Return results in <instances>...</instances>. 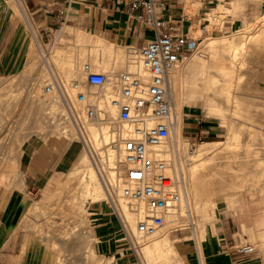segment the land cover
Segmentation results:
<instances>
[{
  "label": "rangeland",
  "instance_id": "374dc122",
  "mask_svg": "<svg viewBox=\"0 0 264 264\" xmlns=\"http://www.w3.org/2000/svg\"><path fill=\"white\" fill-rule=\"evenodd\" d=\"M8 1L21 20L24 21L27 16L33 21L24 0ZM191 4L192 18L197 22L206 17L202 24L208 29V33L202 34L199 24L191 27L200 38V45L198 51L185 57L178 67L179 69L202 59L207 62L205 76L199 73L201 67L198 65L194 76L197 84L192 86L190 77L187 78V83H183L179 95L182 110L177 108L178 101L174 96L177 115L182 120L196 121L203 131L198 138L187 139L188 135L183 136L181 130L177 139L181 148V169L186 176L187 203L191 214L184 205L181 224L168 228L167 224L164 225V233L161 231L155 236L157 238H139L129 226L127 231L124 230L119 217L121 213L115 207V197L119 200V195L111 192L107 183L108 169H117L110 164L108 151L103 143L97 146L99 149L88 144L92 158L89 151H86L98 177L91 176V170L87 166L82 165L74 171L73 166L71 172L58 184L59 189L48 190L44 196L51 202L65 199V204L38 207L33 204L30 214L38 211L37 218L40 217V222L30 228L29 243L34 249H24L30 235L26 234L20 240V249L26 250L27 263L45 264L50 257L51 264H213V236L217 235L218 229L231 236L233 242L228 243L231 248L249 244L255 248L264 246V216L262 220L252 222L236 221L229 217L240 214L244 219L245 215L252 213L264 214V0H192ZM219 5L220 8L211 10ZM38 34H43L47 49L45 58L57 59V74L62 75L64 80L68 79L64 70V58L71 59L76 70H81L85 62L92 65L96 62L94 67L97 70L110 71V68L100 65L102 59L107 57L106 50L113 55L127 56L131 53V45L110 43L86 29L67 24L58 31L52 29L49 36L44 35L43 31ZM241 41L245 43V47H240ZM28 42L29 51L24 54L20 70L0 76V167L16 164L15 155L20 151L22 141L32 134L37 133L46 138L51 135L62 136L54 117L58 108L50 102L51 95L42 93V86L45 79L48 80L50 71L46 67L42 72L46 61L38 54L31 35ZM233 47H237L238 51L236 62L247 59L246 67L251 66V70H245L238 88L237 95L242 98L240 103H234L232 98L228 102L225 96L222 100L219 92L215 94L204 86L207 79L218 72L215 61L217 58H214L230 54ZM120 71L117 68L114 72ZM31 82H35V89H29ZM220 82L218 90L224 84L223 81ZM39 83H43L41 87ZM212 97L216 101H212ZM173 138H170V143ZM65 140L68 144L77 141V147L83 148L77 137L70 136ZM196 149H201L204 154L200 153L201 156L198 154V157L193 155ZM76 172L79 173L75 174ZM119 173L120 171L118 177ZM85 174L86 180L82 181ZM8 176L9 174H0V188L6 186ZM35 198L37 196L33 200ZM120 199L126 203L121 197ZM100 203H104L108 211V218L103 223L100 217L92 213L93 207ZM126 205L130 210V205ZM190 216L194 221H189ZM236 236H244L246 240L242 244H235ZM156 241L159 244L156 245ZM182 243H195L199 256L198 250H193L188 256L180 254L176 246ZM21 261V255L0 254V264H21Z\"/></svg>",
  "mask_w": 264,
  "mask_h": 264
},
{
  "label": "built area",
  "instance_id": "2783aa9c",
  "mask_svg": "<svg viewBox=\"0 0 264 264\" xmlns=\"http://www.w3.org/2000/svg\"><path fill=\"white\" fill-rule=\"evenodd\" d=\"M93 1L115 3L130 21L151 29L153 38L143 46L130 47L135 65L131 70L107 73L85 62L82 79L74 78L67 83L51 70L42 89L51 95L50 102L58 108L54 117L62 137H77L91 158L93 154L85 137L88 125L105 126L107 133L113 135L104 147L106 151L112 145L120 148L122 168L117 189L130 205V211L138 215L136 234L147 239L157 236L164 228L166 217L188 202L179 144L169 147L170 135L177 125L170 72L197 50L200 38L191 27L199 24L202 34L208 33L207 26L202 24L206 17L197 22L193 18L192 22V0ZM69 4L70 0L49 1L55 27L46 29L44 35L65 26ZM30 32L36 48L42 50L43 34L37 35L32 28ZM89 87L107 88L108 92L89 98L84 91ZM33 88L31 82L29 89ZM187 209L191 214L189 206ZM122 226L127 231L123 219ZM254 249L250 244L237 248L242 254H250Z\"/></svg>",
  "mask_w": 264,
  "mask_h": 264
},
{
  "label": "crops",
  "instance_id": "0c3cea01",
  "mask_svg": "<svg viewBox=\"0 0 264 264\" xmlns=\"http://www.w3.org/2000/svg\"><path fill=\"white\" fill-rule=\"evenodd\" d=\"M49 1L24 0L33 21L27 16L23 21L12 10L8 0H0V76L20 70L24 54L29 51L31 28L38 34L55 27L54 14L48 9ZM191 20L194 22L193 18ZM66 24L86 29L110 43L125 46H143L153 38L151 29L130 21L115 3L110 2L96 4L93 0H70ZM181 128L183 136L188 135H185L187 139L198 138L203 132L196 121L189 119L182 120ZM63 138L56 135L46 138L34 133L23 142L20 151L15 155L16 164L0 167V174H9L12 177L8 176L6 186L0 188V254L21 255V264H35L27 263L26 250L20 249L22 247L20 240L26 234H31L30 228L40 222V217L37 218L38 211L30 214L33 204L35 203V207L65 204V199L51 202L44 197L46 191L59 189L58 184L71 172L77 158V151L73 150L77 148V141L73 142V147L70 149L68 142H65L66 138ZM34 196H37L35 200H33ZM93 208L92 213L100 217L101 223L107 220L108 211L104 203L96 204ZM263 216L264 214L261 213H252L245 215L244 219L240 214H232L229 217H233L236 221L252 222L262 220ZM30 237L27 238L24 249L27 247L34 249L29 243ZM245 240L244 236H236L234 239L235 244H242ZM229 242H233L231 236L218 229L217 235L213 236L215 246L212 253L213 264H264L263 245L254 247V251L250 254H242L237 248L229 247ZM176 248L180 254L187 256L193 250H198L195 243L194 245L178 244ZM197 253L199 256V250ZM32 257L31 255L30 258ZM51 261L49 257L45 264H51Z\"/></svg>",
  "mask_w": 264,
  "mask_h": 264
},
{
  "label": "bare ground",
  "instance_id": "6f19581e",
  "mask_svg": "<svg viewBox=\"0 0 264 264\" xmlns=\"http://www.w3.org/2000/svg\"><path fill=\"white\" fill-rule=\"evenodd\" d=\"M197 1V0H196ZM20 2V0H19ZM18 2V3H19ZM20 5V4H19ZM223 7V6H221ZM220 8V5L219 7L217 8H211L212 11H215L216 9ZM26 9V8H25ZM68 26V25H67ZM258 34V33H257ZM257 34H254V35H257ZM261 35V34H260ZM247 36V35H246ZM77 37H80L79 35H77ZM252 37V36H250ZM255 37V36H254ZM259 37V36H258ZM95 38V37H94ZM205 38V37H204ZM225 38V37H224ZM247 38V37H246ZM257 38V37H256ZM223 39V38H222ZM215 40V39H214ZM246 40V39H245ZM250 40V39H249ZM217 43V42H216ZM226 43V42H225ZM214 45V44H213ZM245 47V43L244 42H240V47ZM211 47V45H210ZM209 47V48H210ZM234 49H231L230 50V54H223L222 56L220 57H215L214 60L216 61V65L218 67V72L213 75V77H211L210 79H207V83H205L204 86L206 87H209V89H211V91H213L215 94L216 93H220L218 94L219 96L221 95L222 97V100H223V96H225V98L228 100V102H230V99L232 98L233 99V102L236 103V102H239L242 98H240V96L237 95V92H238V88L240 87V83L242 82V77L243 75L245 74V70H251L250 67L251 66H248L246 67V62H247V59H244L243 62H236L237 61V47H233ZM214 49V48H213ZM46 45H42V50H40L38 47H37V51H38V54L42 57L45 58L46 56ZM211 50V49H210ZM247 50V49H246ZM108 53H107V57L106 59L103 58L100 63L101 66L103 67H106V68H110L108 70L110 71H105L107 73H112L115 71V69H119L121 71H125V70H131L134 68V64H133V56L126 53L127 56H124V55H113L112 53H110L109 50H106ZM198 51V50H197ZM214 51V50H213ZM246 53V51H245ZM204 54V53H203ZM247 54V53H246ZM253 54V53H252ZM241 55V54H240ZM207 56V55H206ZM57 57V56H55ZM212 57V56H211ZM210 57V58H211ZM243 58L245 57L244 55L242 56ZM207 58V57H205ZM204 58V59H205ZM241 58V57H240ZM213 59V58H212ZM55 60H57L55 58ZM53 58H50L49 60L45 58V61H46V64L42 66V72L46 69L47 67V70L49 71H54L55 73H58V66H57V62L55 61ZM210 60V59H209ZM242 60V59H241ZM64 70H65V74L67 75L68 79H65V80H69L67 81V83H69L72 79L74 78H78V79H82V75H81V70H76L75 68V64L73 63V61L71 59H68V58H64ZM182 63V62H181ZM209 63V62H208ZM97 64L96 62L94 63V65ZM180 65V64H179ZM200 65L201 67V70H200V74L201 76H205L206 74V67H207V62L205 60H199L197 62H194L192 64H188L187 66H184V67H181L178 69V67L174 68L171 72H170V77H171V82H172V87H173V96H175L176 100L178 101V109L182 110V107L180 106V89L182 88L183 86V83H187V78L190 77L191 80V84L193 86L194 83H196V79L194 78L195 76V70H196V67ZM210 65V64H209ZM215 65V64H214ZM181 66V65H180ZM113 68V69H112ZM44 69V70H43ZM190 74V75H189ZM189 75V76H187ZM62 78L63 76L60 75ZM184 76L186 78H184ZM193 77V78H192ZM207 78V77H206ZM64 79V78H63ZM209 80L210 83H209ZM227 80V81H226ZM42 82L44 80H41ZM46 81V79H45ZM220 81H223V86L221 87L220 90H218V86H219V83H221ZM35 83V82H34ZM44 83V82H43ZM42 83V84H43ZM40 84V87L42 86L41 83ZM197 84V83H196ZM179 87V88H178ZM35 89V88H34ZM40 90V88H39ZM108 89L105 88V89H100V90H94L92 88H84V91L86 92L87 96L89 98H91L94 94H97V95H101L103 92L104 93H107ZM38 91V90H37ZM40 92V91H39ZM195 92V91H194ZM44 94V92H42ZM224 93V95H223ZM36 97V96H35ZM43 97V96H42ZM212 101H214L216 98L215 97H212L211 98ZM216 101V100H215ZM232 102V103H233ZM222 103V102H221ZM231 103V104H232ZM240 103V102H239ZM51 104V103H50ZM235 105V104H234ZM239 105V104H237ZM48 106V105H46ZM50 107H53L52 105ZM239 108V107H237ZM55 109V108H54ZM57 109V108H56ZM220 109V108H219ZM50 110V109H49ZM56 111V110H54ZM58 111V109H57ZM56 111V112H57ZM237 111V110H236ZM51 112V111H50ZM233 112V111H232ZM241 112V111H240ZM34 115V114H33ZM44 115V114H42ZM182 116V115H181ZM43 120V119H42ZM47 120V119H46ZM181 120L182 118L177 115V125H176V128H175V131L172 132L173 134L170 135V137H174L172 143L169 145L170 148L172 147H175L178 145V137L180 136V133H181ZM38 121V120H37ZM44 121V120H43ZM53 121V120H52ZM33 122V121H31ZM41 122V121H40ZM233 123V122H232ZM57 125V124H56ZM230 126V125H229ZM53 127V126H52ZM232 127V126H231ZM230 128V127H229ZM233 128V127H232ZM60 129V128H58ZM21 130V129H20ZM42 130V129H41ZM36 132V131H35ZM50 132V131H49ZM235 135V134H234ZM176 136V138H175ZM239 136V135H238ZM238 136H235V137H238ZM85 137H86V140L89 144V146H93L94 149H97L98 145L100 144H105V142L107 140L109 141H112V137L113 135L112 134H108L107 133V130H106V127L105 126H95V124H90L88 125L87 127V132L85 134ZM79 140V139H78ZM236 141V140H235ZM23 143V141H22ZM73 142H70L68 144V146H70V149L73 147ZM4 145V144H3ZM22 145V144H21ZM180 145V144H179ZM231 145V144H230ZM204 146V145H203ZM202 146V147H203ZM229 146V145H228ZM227 146V147H228ZM232 146V145H231ZM238 146V145H237ZM13 147V146H12ZM226 147V146H225ZM239 147V146H238ZM248 147V146H247ZM250 147V146H249ZM253 147V146H252ZM231 148V147H230ZM233 148V147H232ZM237 148V147H236ZM13 149V148H12ZM99 149V148H98ZM181 149V148H180ZM235 149V146L234 148ZM75 152L77 151V158H76V161L74 163V169L73 171L79 167H81L82 165L83 166H87L90 170H91V173L90 175L91 176H94L95 178L98 177V174L96 173V169H94V166L92 164V161L90 160V156L88 155V152L86 151V149L83 147V148H74L73 149ZM208 150V149H207ZM214 150V149H213ZM13 151V150H12ZM11 151V152H12ZM108 160L110 162V164L114 165V169L116 168L117 170H110L108 169V173H107V183H108V186H109V190L111 188V192L117 194V196L119 195V200L117 197H115V201H117V206H115L116 208L119 209L120 213H121V220L123 219V221L126 223V226L128 227L129 226V229L130 230H133L134 233H136V229H135V221H136V218L138 217L137 214L131 212L130 210H128V205H126V203H124L121 199H120V194L118 193V189H117V181H118V171H120V169L122 168V165L120 164L119 162V158H120V148L118 145H112L110 148H108ZM206 151V150H205ZM204 151V152H205ZM23 152V151H22ZM13 153V152H12ZM12 153H10L12 155ZM204 154L201 152V149H196L193 151V155H198L201 156V154ZM207 153V151H206ZM14 154V153H13ZM214 154V153H213ZM11 157V156H10ZM198 157V156H197ZM203 157V156H202ZM7 158V157H5ZM4 158V160H5ZM194 158V157H193ZM211 158V157H210ZM197 159V158H196ZM200 159V158H199ZM3 160V161H4ZM20 161H21V158H20ZM205 162V161H204ZM209 162V161H208ZM207 162V163H208ZM14 163V162H13ZM201 163V162H200ZM203 163V161H202ZM205 163V164H207ZM204 165V164H203ZM19 167V166H18ZM17 168V167H16ZM87 168V169H88ZM197 168H195V171L198 172L196 170ZM18 170V169H17ZM82 171V170H80ZM195 172V173H196ZM79 172H76L75 174H77ZM23 174V173H22ZM26 174V173H25ZM194 174V172H193ZM12 175V174H11ZM19 176V175H18ZM4 177V176H3ZM11 177V176H9ZM12 178V177H11ZM94 179V178H93ZM82 181L86 180V174L82 176L81 178ZM94 181V180H93ZM13 182V181H12ZM23 182V181H22ZM192 182V181H191ZM25 183V182H24ZM98 183V182H97ZM88 184V183H87ZM99 184V183H98ZM81 185V184H79ZM85 186V185H83ZM97 187V186H96ZM85 188V187H84ZM95 188V186H94ZM115 188L117 189V191H115ZM83 189V188H82ZM192 189V188H190ZM87 190V189H86ZM188 191V190H187ZM97 192V191H96ZM193 192V191H192ZM88 193V192H87ZM101 193V192H100ZM99 193V194H100ZM189 193V192H188ZM93 195V194H92ZM91 195V196H92ZM101 195V194H100ZM90 196V194L88 195ZM98 196V195H97ZM87 197V196H85ZM190 197V196H189ZM101 198V197H100ZM94 199V198H93ZM110 200V199H109ZM190 200V199H189ZM113 201V200H112ZM111 201V203H112ZM82 205V204H81ZM187 207L188 208V204H187V201L184 202L181 206V209L175 213H172L170 215H168L166 217V222H165V225L167 224V228L170 227V226H176L177 223L179 224L181 221H182V217L183 216V208L184 207ZM114 207V206H113ZM186 208V209H187ZM185 211V210H184ZM185 215V214H184ZM120 217V215H119ZM189 221L192 222L194 221L192 219V217L190 216L189 218ZM181 224V223H180ZM188 224V223H187ZM74 231V230H73ZM170 231V230H169ZM162 232L164 233V231L162 230ZM162 233V234H163ZM30 234V233H28ZM202 235V233H201ZM29 236V235H28ZM31 236V235H30ZM69 236V235H68ZM155 237V236H154ZM150 238V237H149ZM157 238V237H155ZM197 239V238H196ZM159 244V242L156 241V245ZM169 250H172V248ZM78 252V251H77ZM87 256H85L86 258Z\"/></svg>",
  "mask_w": 264,
  "mask_h": 264
}]
</instances>
